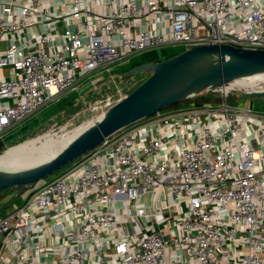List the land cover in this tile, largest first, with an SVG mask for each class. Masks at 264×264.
<instances>
[{"label":"built area","instance_id":"2783aa9c","mask_svg":"<svg viewBox=\"0 0 264 264\" xmlns=\"http://www.w3.org/2000/svg\"><path fill=\"white\" fill-rule=\"evenodd\" d=\"M1 41L0 131L149 47L264 49V0H0ZM245 79L115 132L0 215V264H264V144L228 101L264 89Z\"/></svg>","mask_w":264,"mask_h":264},{"label":"water","instance_id":"95a60500","mask_svg":"<svg viewBox=\"0 0 264 264\" xmlns=\"http://www.w3.org/2000/svg\"><path fill=\"white\" fill-rule=\"evenodd\" d=\"M150 76L105 112L93 119L48 160L21 169L0 167V191L12 186L36 184L101 144L115 132L150 117L167 106L239 79L264 74V49L230 44L193 45L157 62H145L126 74ZM262 90H246L243 96H262ZM7 150L0 151V155Z\"/></svg>","mask_w":264,"mask_h":264},{"label":"rangeland","instance_id":"374dc122","mask_svg":"<svg viewBox=\"0 0 264 264\" xmlns=\"http://www.w3.org/2000/svg\"><path fill=\"white\" fill-rule=\"evenodd\" d=\"M184 50L185 47L182 44L177 43L169 44L166 46L149 47L145 50L130 55L129 57L125 58L123 62L121 61L111 66L103 67L97 71L83 76L80 80L81 82L76 86V91L74 93L79 96V99H75V102H73V104L65 105L62 108L61 106H59V104L54 102L55 100L41 107L34 114L27 118L28 121L26 122L28 126L30 125L28 129L33 128L36 122L38 124H47L50 120L51 121L45 127L36 130L24 140L8 146L5 150H9L15 146L21 145L50 131L56 132L58 136L70 133L76 127L87 123L89 120L97 118L100 114L105 112L107 105L110 102H114L118 99L123 98L124 96H126L129 90H132L133 88L135 89L139 84H141L150 76V74L145 72L127 75L126 72L128 70L118 71L121 65L122 67H126L134 63H145L147 62V60H152L151 62H157L159 60H164L176 54H179ZM238 83L242 84L243 81H238ZM69 91H71V89L68 90V93L66 95L73 96V91ZM244 91V89L233 90L228 96V101L232 104L235 103L242 106H251L255 110L263 111L264 95L243 96ZM183 104L187 105L191 103L185 102ZM79 108L81 109L78 110ZM171 109L172 108L169 109L168 107H166L162 109L161 112H167ZM74 110L76 111L74 112ZM82 158L83 156L75 159L74 161L62 167L60 170L55 171L45 179H41L36 184L25 189L24 191H17V188L14 189L16 193L19 191L20 193L15 198L11 199V201H9V205L2 206L0 208V215H6L17 208L22 202L26 200V198L30 194L34 193L39 187L43 186L46 182L64 174L70 168L78 164L82 160Z\"/></svg>","mask_w":264,"mask_h":264},{"label":"crops","instance_id":"0c3cea01","mask_svg":"<svg viewBox=\"0 0 264 264\" xmlns=\"http://www.w3.org/2000/svg\"><path fill=\"white\" fill-rule=\"evenodd\" d=\"M66 0H52V8L55 9V6L61 4V2H65ZM63 7H61L62 9ZM56 10L58 11L59 8L56 7ZM62 23V21H60ZM36 29H38L39 31H43V27L42 26H37ZM6 41H1L0 42V51L3 50L6 46ZM157 60V59H156ZM159 60V58H158ZM148 61H152V60H147ZM160 61V60H159ZM123 62V61H122ZM140 63H134L132 65H128L126 67H122V65L119 67L118 71H123V70H129L130 68H132L135 65H138ZM8 68L4 67V68H0V76L2 75H7L8 73ZM81 80V79H80ZM81 81H79L76 86L80 83ZM76 86L74 88L71 89L72 92L73 91V96H68L66 95L68 93V91L61 93L54 102H56L57 104H59V106H61V108L65 105H70L73 104V102H75V99H79V96H77V94H74L76 91ZM77 96V97H75ZM233 107H242L245 109L250 108L253 112L252 114V120H250V128L248 130L249 132V139L251 140L250 142L254 145V146H262L264 144V110L263 111H259V110H255L254 108H252L251 106H242L239 104H232L230 103ZM200 105H204V104H199L196 102H191V104H182L179 107H174L172 108L170 111L164 112V113H170V112H174L180 109H186V108H192V107H196V106H200ZM35 119V118H34ZM33 119V121H34ZM28 119L26 118L24 121H22L19 124L16 125H10L5 127L4 129H2L0 131V145H3L4 147H8L11 146L13 144H16L22 140H24L25 138H27L28 136H30L32 133H34L36 130L41 129L43 127H45L47 124L44 123H37L35 124V126L33 128H29L27 122ZM141 122V121H140ZM136 124V123H135ZM138 124V123H137ZM133 126V125H132ZM27 189V188H25ZM23 189V191L25 190ZM18 191V189H16ZM22 191V190H21ZM14 192H16L13 189L8 190V195L5 197L4 201L8 202L10 204L9 201H11V199L15 198ZM32 194H30L28 197H30ZM27 197V198H28ZM26 198V199H27ZM25 202V201H24ZM24 202H22L21 204H23ZM7 204V205H9ZM20 204V205H21ZM6 204H4L3 206H7ZM2 207V205H0V208Z\"/></svg>","mask_w":264,"mask_h":264},{"label":"bare ground","instance_id":"6f19581e","mask_svg":"<svg viewBox=\"0 0 264 264\" xmlns=\"http://www.w3.org/2000/svg\"><path fill=\"white\" fill-rule=\"evenodd\" d=\"M263 78L264 74L253 77ZM243 86H254L253 81L241 79ZM93 120L76 127L68 134L58 136L56 132H48L39 137L33 138L21 145L15 146L0 155V167L21 169L32 166L48 160L60 151L67 143L84 128H86Z\"/></svg>","mask_w":264,"mask_h":264},{"label":"trees","instance_id":"16d2710c","mask_svg":"<svg viewBox=\"0 0 264 264\" xmlns=\"http://www.w3.org/2000/svg\"><path fill=\"white\" fill-rule=\"evenodd\" d=\"M134 89V88H133ZM132 89V90H133ZM132 90H129L128 92H127V94L128 93H130ZM126 94V95H127ZM122 99V98H121ZM120 99H118L117 101H114V102H110L108 105H107V108H106V110L108 109V108H110L111 106H113L115 103H117L118 101H119ZM222 96L220 95V93L219 92H217V91H215V90H206V91H204V92H202V93H200V94H198V95H196V96H194V97H192L191 99H189L188 101H185V102H189V103H191V102H196V103H199V104H211V103H215V104H218V103H221L222 102ZM185 102H180V103H174V104H171V105H169V106H167L169 109L170 108H174V107H179L180 105H182L183 103H185ZM81 108H79L78 110H80ZM105 110V111H106ZM76 110H74V112H75ZM138 122V121H137ZM7 147H4L3 145H0V151H3V150H5ZM34 184H31V185H28V184H25V185H19V186H12V187H9V188H7V189H4V190H1L0 191V205H4V204H9L8 202H5L4 201V199H5V197L8 195V189H18V190H23V189H25V188H29V187H31V186H33ZM20 191L19 192H14V197L16 196V195H18L19 193H20Z\"/></svg>","mask_w":264,"mask_h":264}]
</instances>
